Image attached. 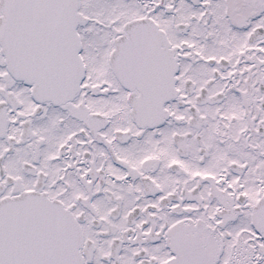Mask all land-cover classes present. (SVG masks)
Segmentation results:
<instances>
[{
  "label": "snow or ice",
  "instance_id": "snow-or-ice-1",
  "mask_svg": "<svg viewBox=\"0 0 264 264\" xmlns=\"http://www.w3.org/2000/svg\"><path fill=\"white\" fill-rule=\"evenodd\" d=\"M0 264H264V0H0Z\"/></svg>",
  "mask_w": 264,
  "mask_h": 264
}]
</instances>
